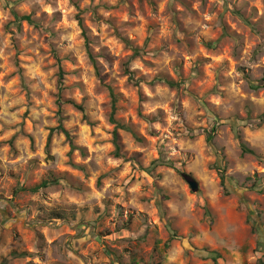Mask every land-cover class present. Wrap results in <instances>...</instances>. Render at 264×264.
Masks as SVG:
<instances>
[{"label":"rangeland","instance_id":"1","mask_svg":"<svg viewBox=\"0 0 264 264\" xmlns=\"http://www.w3.org/2000/svg\"><path fill=\"white\" fill-rule=\"evenodd\" d=\"M0 264H264V0H0Z\"/></svg>","mask_w":264,"mask_h":264},{"label":"trees","instance_id":"2","mask_svg":"<svg viewBox=\"0 0 264 264\" xmlns=\"http://www.w3.org/2000/svg\"><path fill=\"white\" fill-rule=\"evenodd\" d=\"M19 20H24V21H27V22H29V23H31V19H30V17H21V18H18ZM80 26L81 27H83V24H82V21H80ZM84 36H86V32H85V30H84ZM209 46V45H208ZM211 47H214V45H210ZM133 52L135 53V57H137V55H139L140 54V50L139 49H133ZM129 74H130V80H132V81H134V76L132 75V73H130V72H128ZM62 80H63V73H62V71L60 70V84H61V82H62ZM153 83H161V84H165V85H168L169 87H171V88H175L176 86H177V84L175 83V82H172V81H170V80H167V79H164V78H157ZM260 87H255V89H259ZM112 94V93H111ZM112 96H113V107H112V114H111V123H113L114 125H116V131H115V135H114V143H115V145H116V148H117V150L119 149V147H118V145H117V142H118V132H117V129H119V127L121 128V126L120 125H118V123H117V121L115 120V114H116V110H117V108H116V103H117V100H116V98L114 97V95L112 94ZM59 107H60V109H61V103H59ZM78 109L80 110V111H82L83 112V108L82 107H78ZM55 131H58V132H60V133H62V134H64L65 135V137L67 138V140L69 141V143H70V148H71V153H73V152H75V151H77V150H79L78 149V147H76L74 144H73V142H72V137H71V135H70V133L64 128V126L62 125V121L60 120L59 121V125H58V127L55 129V130H52V133L53 132H55ZM215 129H213V133H211L208 137H207V142H208V144L210 145V144H212V142H213V140H214V134H215ZM241 149H242V153L244 154V155H252V156H256V153H255V151H253L252 149H249L244 143H241ZM153 166L154 167H168V168H174V166H173V164L172 163H170V162H167V161H164L163 159H159L158 161H155L154 163H153ZM182 175V177H184V176H189V175H186V174H181ZM222 183H223V185L225 184V183H227V179H226V177H224V175H222ZM49 183L48 182H44V183H42V185L39 187V188H36V189H34L33 190V192H37L38 191V189H40V188H47V187H49ZM256 188V187H255ZM52 216H54L53 217V219H55V220H63L64 219V216L63 215H61V214H59V213H56V214H54V215H52Z\"/></svg>","mask_w":264,"mask_h":264},{"label":"water","instance_id":"3","mask_svg":"<svg viewBox=\"0 0 264 264\" xmlns=\"http://www.w3.org/2000/svg\"><path fill=\"white\" fill-rule=\"evenodd\" d=\"M183 178L188 182L193 190L197 189V183L190 176H184Z\"/></svg>","mask_w":264,"mask_h":264}]
</instances>
